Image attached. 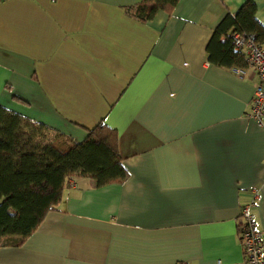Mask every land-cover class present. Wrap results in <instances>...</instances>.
<instances>
[{"label":"crops","instance_id":"1","mask_svg":"<svg viewBox=\"0 0 264 264\" xmlns=\"http://www.w3.org/2000/svg\"><path fill=\"white\" fill-rule=\"evenodd\" d=\"M139 1L0 0V106L77 142L103 121L127 172L100 186L74 176L0 264H244L252 187L264 235V116L245 114L257 77L205 50L246 0H178L144 21L125 10Z\"/></svg>","mask_w":264,"mask_h":264},{"label":"trees","instance_id":"2","mask_svg":"<svg viewBox=\"0 0 264 264\" xmlns=\"http://www.w3.org/2000/svg\"><path fill=\"white\" fill-rule=\"evenodd\" d=\"M177 2L141 0L125 10L144 21L157 10L170 13ZM254 12V2L246 0L221 18L205 47L209 62L230 68L247 66L230 35L253 33L262 45L264 25ZM74 176L91 177L98 186L126 178L115 129L99 121L77 142L0 106V247L21 245L48 211L58 210L65 183Z\"/></svg>","mask_w":264,"mask_h":264},{"label":"built area","instance_id":"3","mask_svg":"<svg viewBox=\"0 0 264 264\" xmlns=\"http://www.w3.org/2000/svg\"><path fill=\"white\" fill-rule=\"evenodd\" d=\"M233 48L240 52L248 67H251L257 79L253 82V94L247 104V117L260 121L264 116V46L255 41L253 33L234 32L230 35ZM239 77L245 74V68L233 67ZM76 183L69 178L65 186ZM251 199L243 205L238 214V237L240 239L244 264H264V235L257 227L253 207L259 202L260 194L256 187L251 188Z\"/></svg>","mask_w":264,"mask_h":264},{"label":"rangeland","instance_id":"4","mask_svg":"<svg viewBox=\"0 0 264 264\" xmlns=\"http://www.w3.org/2000/svg\"><path fill=\"white\" fill-rule=\"evenodd\" d=\"M66 188V187H65Z\"/></svg>","mask_w":264,"mask_h":264}]
</instances>
